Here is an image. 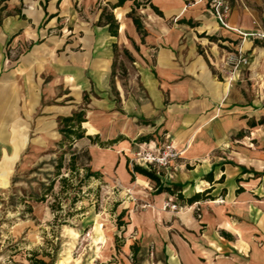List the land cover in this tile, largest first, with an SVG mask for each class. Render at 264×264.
Instances as JSON below:
<instances>
[{
	"label": "crops",
	"instance_id": "0c3cea01",
	"mask_svg": "<svg viewBox=\"0 0 264 264\" xmlns=\"http://www.w3.org/2000/svg\"><path fill=\"white\" fill-rule=\"evenodd\" d=\"M117 1L6 0L0 186L32 133L55 132L59 118L74 113L62 100L85 93L90 110L81 127L93 132L84 135L111 140L110 147L85 142V165L123 187L127 218L119 248L108 242L107 252L78 264H264V39L254 37L264 32V0H231L225 25L206 0H126L112 8ZM243 33L254 36L242 40ZM238 42L249 64L230 72L224 58ZM119 46L134 70L131 92L116 77L126 65L115 66ZM145 134L152 135L134 141ZM166 134L178 156L160 180L179 185L185 199L207 197L179 200L130 170L139 146ZM166 200L178 210H164Z\"/></svg>",
	"mask_w": 264,
	"mask_h": 264
},
{
	"label": "rangeland",
	"instance_id": "374dc122",
	"mask_svg": "<svg viewBox=\"0 0 264 264\" xmlns=\"http://www.w3.org/2000/svg\"><path fill=\"white\" fill-rule=\"evenodd\" d=\"M5 6L6 0H0V18ZM114 61L116 67L119 61L126 64L117 70L116 77L125 90L133 91L136 85L130 83V78L134 70L130 55L122 46L116 48ZM88 102L85 93L80 95L78 102L64 98L63 110L74 106L73 112L83 110L87 116ZM85 126L84 133L93 132L88 124ZM59 128L57 124L55 132L41 137L32 133L7 184L0 186V264H32L37 259L49 264L52 256V264H69L73 256V264H78L81 256L90 258L107 252L108 242H113L116 249L122 244V226L127 218L121 204L123 187L116 180L106 181L100 175L83 180L82 167L88 165L85 142L97 141L100 147H108L111 140H101L96 135L88 139L84 135L83 141L69 142L62 139ZM151 135H139L134 141ZM120 137L117 135L113 139ZM72 154L76 155L77 170L69 168ZM59 160L62 165L56 169ZM133 166H129L132 171ZM61 178H66V182ZM45 191L44 198L36 200ZM122 211L119 220L123 225L118 226L117 217Z\"/></svg>",
	"mask_w": 264,
	"mask_h": 264
},
{
	"label": "built area",
	"instance_id": "2783aa9c",
	"mask_svg": "<svg viewBox=\"0 0 264 264\" xmlns=\"http://www.w3.org/2000/svg\"><path fill=\"white\" fill-rule=\"evenodd\" d=\"M207 11L221 25L226 24V19L231 11V0H206ZM253 34H242V40L252 38ZM254 36V35H253ZM254 37L264 39V32L256 34ZM249 64L246 52L242 49L240 42L236 44L233 50L227 51L224 58V66L230 72H235L241 66ZM178 156L171 138L166 134L158 141H148L139 146L137 152L130 159V163L143 166L153 171L157 176L162 170L167 169L173 160ZM164 210H178L179 206L166 200L163 203Z\"/></svg>",
	"mask_w": 264,
	"mask_h": 264
},
{
	"label": "trees",
	"instance_id": "16d2710c",
	"mask_svg": "<svg viewBox=\"0 0 264 264\" xmlns=\"http://www.w3.org/2000/svg\"><path fill=\"white\" fill-rule=\"evenodd\" d=\"M124 1H126V0H118L117 3L112 6V8L120 6ZM136 5H140V3L137 2ZM110 19H111V17H110ZM133 22L136 25L137 29L143 33L142 24H141L140 20L137 17H133ZM109 27H110L112 34L115 35L116 31L112 30V28L116 27V25L114 24L113 21L109 22ZM84 115H85V112L83 110H80V111H76V112L72 113L69 116L59 118V125H60L59 132L61 133L63 140L73 142L74 140L79 139V138L84 136V129L81 127L82 122L85 121ZM113 141H115V140H113ZM58 145H59V147H61L62 141H60L58 143ZM75 158H76V155L72 154L71 159H70V165H69V168L72 170H77V168L75 167ZM61 165H62L61 160H59L58 164H56V166H55L56 169H60ZM82 168L85 171L83 180L87 177H90V176H99V174L97 172L91 171L90 168L88 166H86L85 164ZM133 171L138 172L140 174H143V175L151 178L152 180H154L156 183L157 191L160 192V191L165 190V191L175 195L179 200L186 201V202H192L194 200H198V199L207 197V196H205L204 193H195L191 197L185 199L181 193L179 185H171V184L163 183L160 180L159 176H157L153 171L148 170L145 167H142L139 165H134ZM61 181L66 182V178H61ZM81 182H82V180L79 181V184ZM46 193H47L46 191L41 193V195L36 197V200H42ZM123 213H124V211H122L121 214H119L117 217L118 226L123 225L121 223V220H119L122 217ZM63 224H64V222H63ZM53 259H54V256H52L51 262L49 264L53 263ZM32 264H45V262L42 259H37Z\"/></svg>",
	"mask_w": 264,
	"mask_h": 264
}]
</instances>
